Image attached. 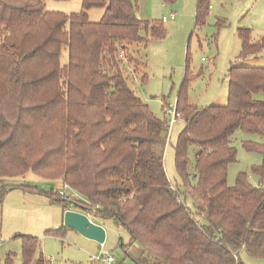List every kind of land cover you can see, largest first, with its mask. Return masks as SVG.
I'll return each mask as SVG.
<instances>
[{"label":"trees","instance_id":"obj_1","mask_svg":"<svg viewBox=\"0 0 264 264\" xmlns=\"http://www.w3.org/2000/svg\"><path fill=\"white\" fill-rule=\"evenodd\" d=\"M136 6L83 0L80 12L66 14L47 10L46 0H0V207L11 188L43 194L63 212L74 203L92 219L124 228L127 246L143 248L137 264H243L242 250L264 258V142H243L263 155L254 167L259 183L247 173L235 186L228 182L238 155L235 132L264 137V67L232 65L228 103L203 108L189 100L188 66L176 103L186 122L175 159L182 199L164 165L170 120L157 117L129 85L139 75L129 51L139 47L133 52L142 60L140 44L166 37L163 19L142 20ZM93 7L104 9L98 22L89 17ZM210 9V0H197L195 27L206 24ZM239 35V59L264 51V39L253 42L251 29L240 28ZM42 121L58 123L49 165L45 151L30 143ZM192 146L199 150L193 175ZM30 171L62 178L77 197L5 183ZM18 237L23 264H50L39 237Z\"/></svg>","mask_w":264,"mask_h":264},{"label":"rangeland","instance_id":"obj_2","mask_svg":"<svg viewBox=\"0 0 264 264\" xmlns=\"http://www.w3.org/2000/svg\"><path fill=\"white\" fill-rule=\"evenodd\" d=\"M137 6V15L142 20L161 21L163 17L174 19L164 22L166 37L153 39L141 47V59L134 47L129 54L134 58L131 67H137L139 75L129 80L130 87L148 104L151 111L163 121L171 119L166 105L177 103V96L186 77L187 68L193 77L189 81V100L199 107L223 106L229 101V70L232 65L264 67V51L239 59L242 50L240 28L252 31L253 42L264 39V0H210L211 9L206 24L195 27L197 0H132ZM83 0H46V9L66 14L82 10ZM92 21L102 19L104 9L93 7L89 11ZM62 63L68 61V51L63 50ZM189 63V65H188ZM146 75L145 79L144 76ZM167 144L164 150V165L172 188L184 196L182 181L176 169V145L180 133L186 126L182 118L169 123ZM58 123L42 121L33 132L30 142L34 150L45 151V162L52 163V147L56 142ZM264 142V137L248 134L239 129L232 141L238 151L236 162L229 166L228 182L235 186L240 173H247L253 184L259 183L254 167L263 161L259 151L248 150L243 142ZM190 172L195 174L197 146L190 147ZM40 157V156H39ZM47 167L44 166L43 169ZM50 172L49 168L46 169ZM7 184H27L43 191H58L63 188L62 178H46L28 172L25 176L6 179ZM2 187L0 186V192ZM178 189V190H177ZM68 193H72L70 188ZM75 196L74 198H76ZM190 203V202H189ZM67 210H80L74 203ZM94 222L102 221L93 218ZM106 240L104 247L96 240L82 235L63 224V207L53 204L43 194L26 192L20 188L7 191L0 207V264H23L22 241L19 235H33L42 242V253L50 264H137L143 248L134 243L130 246L128 232L112 220H104ZM59 231L58 234L48 230ZM127 246V247H125ZM112 256L113 262L92 261L91 256ZM243 264H264L263 257L250 256L246 250L240 252Z\"/></svg>","mask_w":264,"mask_h":264},{"label":"water","instance_id":"obj_3","mask_svg":"<svg viewBox=\"0 0 264 264\" xmlns=\"http://www.w3.org/2000/svg\"><path fill=\"white\" fill-rule=\"evenodd\" d=\"M81 209L83 210V208ZM63 224L100 244L106 240L104 226L91 220L90 216L81 210H66L63 216Z\"/></svg>","mask_w":264,"mask_h":264},{"label":"built area","instance_id":"obj_4","mask_svg":"<svg viewBox=\"0 0 264 264\" xmlns=\"http://www.w3.org/2000/svg\"><path fill=\"white\" fill-rule=\"evenodd\" d=\"M171 18L174 19L175 16L174 14L171 15ZM168 19L167 17L163 18V21L166 22ZM120 57L125 58V51H121ZM167 112L168 114L171 115V119H170V123H174L179 117H180V113L177 111L176 108V104H170L169 107L167 108ZM70 187L68 185H64L63 188L59 189L58 192L59 194L64 197L67 200H71L72 198H74L77 194L73 193H68L67 189H69ZM102 247H104V243L100 244ZM92 261H107L108 263H112L113 262V257L112 256H108V257H104V255H93L91 256Z\"/></svg>","mask_w":264,"mask_h":264},{"label":"crops","instance_id":"obj_5","mask_svg":"<svg viewBox=\"0 0 264 264\" xmlns=\"http://www.w3.org/2000/svg\"><path fill=\"white\" fill-rule=\"evenodd\" d=\"M163 18H164V17H163ZM167 19L169 20V19H172V18H171V16H170V17H167ZM168 20H167V21H168ZM255 185H256V184H255ZM63 216H64V212H63ZM90 218H91V220H93L91 216H90ZM93 221H94V220H93ZM97 223H99V224H101V225L104 226V222H102V221H99V222H97Z\"/></svg>","mask_w":264,"mask_h":264}]
</instances>
